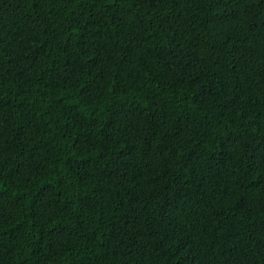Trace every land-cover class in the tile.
I'll return each instance as SVG.
<instances>
[{
  "label": "trees",
  "instance_id": "trees-1",
  "mask_svg": "<svg viewBox=\"0 0 264 264\" xmlns=\"http://www.w3.org/2000/svg\"><path fill=\"white\" fill-rule=\"evenodd\" d=\"M0 264H264V0H0Z\"/></svg>",
  "mask_w": 264,
  "mask_h": 264
}]
</instances>
